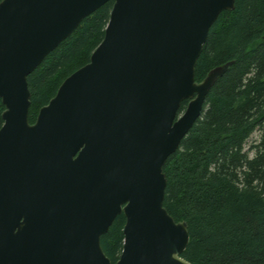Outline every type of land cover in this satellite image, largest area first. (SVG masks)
Wrapping results in <instances>:
<instances>
[{
  "label": "water",
  "instance_id": "95a60500",
  "mask_svg": "<svg viewBox=\"0 0 264 264\" xmlns=\"http://www.w3.org/2000/svg\"><path fill=\"white\" fill-rule=\"evenodd\" d=\"M108 0H0V264H193L163 206L166 158L233 63L195 81L208 30L235 0H113L102 40L28 121L27 76ZM187 99L181 113L178 109Z\"/></svg>",
  "mask_w": 264,
  "mask_h": 264
},
{
  "label": "trees",
  "instance_id": "16d2710c",
  "mask_svg": "<svg viewBox=\"0 0 264 264\" xmlns=\"http://www.w3.org/2000/svg\"><path fill=\"white\" fill-rule=\"evenodd\" d=\"M112 3L85 16L28 74L30 123L62 80L88 62ZM228 61L233 63L209 88L200 116L163 163V206L175 221L187 223L181 256L189 262L264 264V0H235L233 9L219 13L197 58L195 81ZM3 109L0 100V126ZM254 130L259 136L245 148ZM124 220L117 214L100 236L113 264Z\"/></svg>",
  "mask_w": 264,
  "mask_h": 264
},
{
  "label": "rangeland",
  "instance_id": "374dc122",
  "mask_svg": "<svg viewBox=\"0 0 264 264\" xmlns=\"http://www.w3.org/2000/svg\"><path fill=\"white\" fill-rule=\"evenodd\" d=\"M258 136H259V132L257 130H254L252 134L250 135V137L248 138V140L246 141L245 148H247L253 141L257 140ZM252 154H253V151H250L249 155H252Z\"/></svg>",
  "mask_w": 264,
  "mask_h": 264
}]
</instances>
